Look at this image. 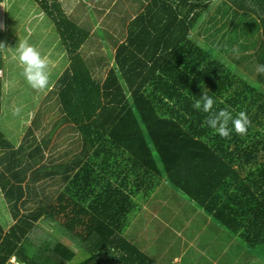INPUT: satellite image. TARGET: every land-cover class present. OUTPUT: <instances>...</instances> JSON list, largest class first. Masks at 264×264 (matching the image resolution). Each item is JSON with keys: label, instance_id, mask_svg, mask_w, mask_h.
Segmentation results:
<instances>
[{"label": "trees", "instance_id": "obj_1", "mask_svg": "<svg viewBox=\"0 0 264 264\" xmlns=\"http://www.w3.org/2000/svg\"><path fill=\"white\" fill-rule=\"evenodd\" d=\"M33 1L77 57L83 46L73 45L81 36L78 26L53 0ZM217 1L151 2L144 12L155 24L143 26L148 20L142 14L135 22L139 30L122 48L146 55L141 65L132 58L134 74L133 63H125L104 84L89 73L87 87L76 86L82 85L85 70L74 77L69 73L66 86H58L60 119L42 121L41 112L18 149L0 131V187L14 222L8 230L0 224V264L12 258L17 264H156L130 242L134 198H164L174 191L240 245L264 249V186L256 191L232 167L227 153L235 135H215L205 123L209 114L193 108L207 92L216 100L213 111L239 112L248 101L239 98L254 87L264 90V73L256 71L264 65V0L221 1L219 31L224 27V32L212 48L191 34ZM229 8L233 17L225 21ZM250 14L255 18L248 21ZM4 89L0 78V115ZM253 102L247 113L259 105ZM201 129L212 135L201 138ZM256 137L239 136L238 142L249 147ZM117 168L125 176L119 177ZM170 204L175 208V201ZM44 218L80 239L81 257L73 246L57 241L55 232L42 230ZM24 242L46 259L39 262L21 251Z\"/></svg>", "mask_w": 264, "mask_h": 264}, {"label": "crops", "instance_id": "obj_2", "mask_svg": "<svg viewBox=\"0 0 264 264\" xmlns=\"http://www.w3.org/2000/svg\"><path fill=\"white\" fill-rule=\"evenodd\" d=\"M53 1L59 6L61 12L64 13L65 17L73 25L78 26L80 30L81 36L75 39L73 45L77 47L80 43H83V46H81L80 50L76 52L77 57L74 56L69 50L71 48L70 44L68 43L67 47H65L66 45L62 44V39L59 37L55 25L50 19V22H46L47 20L44 19L46 15L41 10L42 16L38 17V20L40 23H43V25L46 26V34L44 39L49 38V35L51 37V34L56 35L55 39L51 38L49 47L51 51H56L58 49V54L54 59L50 52L42 53V50L39 48V46H36L42 54L49 56V58L53 62L50 75L51 84L49 88L44 90H36L31 87L36 94L34 100L31 101L32 104L30 106H27L26 109H22V112L19 116L13 115V109L15 107L22 108L23 106H26L27 103L20 97L15 99H13L12 96L8 97L7 92L9 91V89H11V86H22L21 78H17V84L10 83L11 86L7 84L6 81H4L5 96L2 114L0 115V117H3V115L6 114L9 122L20 121L23 122V124H28V127H25L24 129L20 128V130H18L19 133L17 134H14L13 130L10 131L16 142L13 144L9 140V138L7 139L10 143H12L15 149H18L21 146L22 142L25 140V136L28 134V131L31 128L33 120L36 117H40L38 115L41 112L42 117L40 119L42 121L58 120L62 117V101L60 97L61 89L58 86H66L64 78L70 76L69 73H72L71 77H74L75 73L81 72V70H85L86 73H84V78H82V85L77 84L76 86L89 87V73L92 75L93 79L98 81L100 84H104L108 78L109 73L113 70L118 71L120 65L132 62L133 70L131 71V73L134 74L136 61L142 60L141 63H136L137 65L145 64L143 62H146V55L142 56L139 55L137 51H127L122 50V48L130 44L129 42H131V36H134L139 30V28L135 25V22L137 19L141 18L142 14L146 16L145 20H148L141 22L143 26L150 28L152 24H155L153 23L155 22V20H152L153 17L150 14L144 12L147 6H150L151 2L153 3V1L155 0ZM221 1L223 0H218L211 5L208 11H205L203 21L201 22V24H199L195 34H191V37L195 38L196 41L203 44L209 43L208 40H212L211 44L219 43V39L222 38L224 32V27L222 31H219V29L223 26L222 13H219L218 8L220 7ZM37 7L41 9L38 4ZM239 11L242 14L245 9ZM232 14L233 13L231 11V8H229L227 16L228 18H226L225 21L231 20L233 17ZM253 18H255V15L250 14L248 21ZM138 25L141 26V24L139 23ZM27 37H29V35H27ZM132 58H134L135 63L132 61ZM142 69L143 67L140 68L141 72ZM22 78L23 83L29 86L25 78ZM67 80L70 81V78H68ZM72 82L73 80L71 81V83ZM259 91H262L264 94V90L254 87L251 92L246 95L245 98H239V100L245 102L248 99L251 102L253 100L254 102L258 101L259 105H262L261 107H263L264 95L258 93ZM232 99L236 100V98ZM25 119L27 120L26 122L23 121ZM257 127L260 129H264V121L260 122ZM21 135H24L23 138H21ZM251 147H260L259 149H257L260 151L256 153L257 157L253 160L252 164H255L259 157H263L262 159H264V132L258 135V137H256V140L247 148ZM228 151L231 152L234 150L232 147H230L228 148ZM227 155L228 157L232 156V152L227 153ZM231 161L233 163L235 162V160L232 158ZM232 167L239 173L238 168L235 165H232ZM252 169L258 172H263L264 160L260 165H257L254 168L252 167ZM122 170L123 168H121V171L117 168V173L121 178L125 176L124 174H122ZM240 176L242 178H245L242 175ZM0 200L5 204L4 206V204L1 202V204L3 205V211H1L2 219L3 221L8 220L5 223V226H2L5 230H8L9 228H11L14 222L11 218L12 216L7 202L4 198L1 187ZM134 201L137 205L134 208L132 216L133 220L131 221V226L128 229L129 234L132 235V240L130 242H132L136 246H141V248L146 253L148 252L150 257L155 260L156 264H220L222 260H225L220 259L219 245H217L219 243V239L216 238L218 236V233L225 231H221L218 226H215L213 224L209 225L210 222L212 223V220L210 218H205L203 212L196 208L193 201L183 198L182 196L178 197L177 195H171L168 192L164 194V198H158L157 194L151 195L148 198L135 197ZM172 201H175V208H173V206L170 204V202ZM163 211H166V213H162ZM178 216H181L184 219V222L179 221ZM162 219H165L166 221L170 220L175 224L181 225L182 229L174 231L170 227H167L163 232L160 233V225L165 223L164 221H162ZM199 219L202 220V225L204 226L206 224V226L195 230L193 239L188 240L185 237V232L189 228L190 230H194L195 228L194 225L192 226V224H195V222H197ZM191 221H193V223ZM214 232L215 236L211 240H208V238ZM156 234L159 235V237L155 241ZM26 244L31 245L28 242H24L21 247V251L23 250V247L26 246ZM161 245H163L164 247H162ZM176 247L181 251H179V255H174V257L172 258V252H176ZM26 252L30 256H32V252H30V249H28V247H26ZM40 254L42 255L41 257L37 254L33 255V257L37 258L39 262H43L46 257L42 252H40ZM163 256L166 257L165 261L163 260L161 263H158L156 259ZM224 257L226 256L224 255ZM8 264H17V262L14 258H12Z\"/></svg>", "mask_w": 264, "mask_h": 264}, {"label": "rangeland", "instance_id": "obj_3", "mask_svg": "<svg viewBox=\"0 0 264 264\" xmlns=\"http://www.w3.org/2000/svg\"><path fill=\"white\" fill-rule=\"evenodd\" d=\"M40 16H42V11L37 7V4L33 0H1L0 1V42H2L3 40L2 43L5 44V47L10 48L7 50L0 51V54L3 56L2 59L3 64L0 63V65H2L3 68L0 69V74L3 73V76H0V78L3 81H6V83L9 85L10 83L17 84L16 83L17 78H21L22 86L10 85L11 89H9V91L7 92V96L8 97L12 96L13 99L20 97L22 100H24L27 104L26 106H23L22 109H26L27 106H30L32 104L31 101L34 100L36 94L30 85L27 86L25 83H23L22 67L19 64L18 54L15 48L18 46L20 41L27 40L28 42H30V44L34 46H39V48L42 50V53L50 52L54 59L58 54L57 52L58 49L56 51L55 50L51 51L49 47L51 38L55 39L56 35L51 34V37L49 35V38L44 39L46 34V26L43 25V23L39 22L38 17ZM44 19L47 20L46 22H50L51 20L49 17L46 16L44 17ZM27 35H29V37H27ZM211 41L212 40H208L209 44L213 46L214 44H211ZM62 44L66 45L65 47L68 46L64 42H62ZM258 93L264 95L262 91H259ZM221 102H224V99H222ZM243 103H245V101H243ZM247 105H248V101L247 104L245 103L242 105V109L240 111L246 112L247 109L250 108L251 106V105L248 106ZM261 106L262 105H257L256 110L250 109L249 113L246 112L247 114L252 115V116H248L251 120V126L248 129L247 135L243 137H247V136L254 137V135H260L264 132V129H260L257 127L260 124V122L264 121V107ZM224 107H226L225 104ZM232 113L233 116H235L238 112L234 110ZM25 127L26 126L25 124H23V122L22 124L21 122H9L6 114H4L3 117H0V131L7 138H9V140L13 144L16 142V140L13 138L12 133H10V131L13 130L14 134H17L19 133L18 130H20V128L24 129ZM198 132L201 138H206V136L212 135L211 132L206 133V130H202V129L199 130ZM232 134L235 135L233 137L235 139L232 138L230 140L232 142L230 144V147L232 146L233 150L235 149L237 152L239 150L242 151H240L239 153L235 151H231L232 156L228 158L232 163V165H235L238 168L240 175L245 177L246 181L250 185H254L253 188L257 191L264 186V173L255 171L254 169H252V167L254 168L257 165H260L264 159H262L263 157H259V159H257V162H255V164H252V162L254 159H256L257 157L256 153L260 151L257 149H259L260 147L242 148V146L238 142L240 135L236 134L234 130ZM23 136L24 135H21V138H23ZM231 158L235 160L234 163L231 161ZM173 193L175 195L179 194L177 191H174L171 192V195ZM1 202L2 201L0 200V217H1L0 223L1 225L5 226V223L8 220L3 221L2 219L1 211H3V205L1 204ZM178 218L179 221L184 222L183 221L184 219L181 216H178ZM132 220L133 217H131V221ZM162 221H164L165 223L160 225L159 228L160 233L163 232L167 227H170L174 231L182 229L181 225L175 224L170 220L166 221L165 219H162ZM191 222L193 223V221ZM202 224L203 222L201 219L195 222V224H192V226L194 225L195 229L190 230L189 228L185 232L186 234L185 237L188 240H192L193 235L195 234V230H198L199 228H203L204 226H206V224L204 226ZM212 224L213 222L212 223L210 222L209 225ZM40 226L42 227L43 231L48 230V232L50 231L55 232L56 233L55 238L57 239V241H60L62 244H65L66 246H73L74 250L80 253V257L82 256V253L79 249L82 248L83 244L75 234L62 228L56 222L49 221L45 218L41 220ZM215 232L211 234L208 240H211L215 236ZM216 238L219 239V243L217 245H219L220 259H225L222 260L220 264H230L227 263L228 261L230 262L236 261L239 262V264H241L240 262H242V260H243L242 262L243 264H264V249H259V248L250 249L248 247L242 246L238 243L237 239L231 238L230 234L227 231L218 233V236ZM26 247L30 249V252H32L31 253L32 256L35 254H37L40 257L42 256L40 254L41 251L38 250V248L35 245L26 244V246H24L23 249H26ZM179 251L181 250L176 247V252H172L173 255L172 258L174 257V255L176 256L179 255ZM224 255L227 257H224ZM165 258H166L165 256L158 257L156 261L158 263H161L163 260L165 261ZM74 263H77V260H75ZM168 263H169V259H168Z\"/></svg>", "mask_w": 264, "mask_h": 264}, {"label": "clouds", "instance_id": "obj_4", "mask_svg": "<svg viewBox=\"0 0 264 264\" xmlns=\"http://www.w3.org/2000/svg\"><path fill=\"white\" fill-rule=\"evenodd\" d=\"M5 44L0 42V51L7 50ZM18 54V61L22 67V75L27 83L36 90H44L50 87L51 66L53 64L49 56L41 53L38 48L30 44L27 40L19 42L15 48ZM256 71L264 73V65H257ZM216 100L203 92L200 99L194 100L193 108L208 113L206 125L214 130L215 135L228 139L231 137L233 130L240 136L247 135L251 126V120L245 111L238 112L233 116L232 110L223 108L213 111ZM22 112L21 107L13 109V115L19 116ZM231 125V127H230Z\"/></svg>", "mask_w": 264, "mask_h": 264}, {"label": "built area", "instance_id": "obj_5", "mask_svg": "<svg viewBox=\"0 0 264 264\" xmlns=\"http://www.w3.org/2000/svg\"><path fill=\"white\" fill-rule=\"evenodd\" d=\"M2 73V72H1ZM0 76H3V73L2 74H0Z\"/></svg>", "mask_w": 264, "mask_h": 264}]
</instances>
